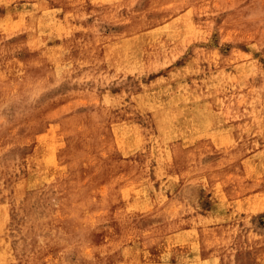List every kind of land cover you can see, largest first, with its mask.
<instances>
[{
	"label": "rangeland",
	"instance_id": "obj_1",
	"mask_svg": "<svg viewBox=\"0 0 264 264\" xmlns=\"http://www.w3.org/2000/svg\"><path fill=\"white\" fill-rule=\"evenodd\" d=\"M0 264H264V0H0Z\"/></svg>",
	"mask_w": 264,
	"mask_h": 264
}]
</instances>
